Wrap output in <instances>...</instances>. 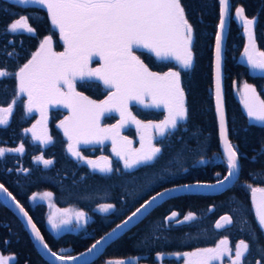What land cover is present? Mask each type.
<instances>
[{
    "label": "trees",
    "instance_id": "obj_1",
    "mask_svg": "<svg viewBox=\"0 0 264 264\" xmlns=\"http://www.w3.org/2000/svg\"><path fill=\"white\" fill-rule=\"evenodd\" d=\"M230 2L232 14L223 56V87L229 139L240 160L237 182L219 196H182L167 201L111 244L92 264L120 261L126 264H179L181 260L176 262L173 259L183 257V253L214 248L224 239L228 240L227 247L232 255L240 240L249 243L244 264H256L257 260L264 264V232L256 222L250 189L246 187L248 184L264 187V155H258L264 143V126L250 122L235 94L236 86L247 83L254 86L260 99L264 100V76L253 75L240 62L246 47L245 31L234 17L236 9L243 8V19L255 18L253 43L259 53L264 52V0ZM182 4L194 29L192 66L180 68L173 61L159 60L146 50H138L137 55L150 71L161 74L170 69L180 71L187 116L179 122L177 129L171 130L172 135L154 139L153 144L161 147L162 153L152 165L132 170L135 178L125 172L121 161L111 157L108 145L103 148L81 147L78 150L85 159L110 158L114 171L109 174L92 171L86 164L71 157L67 151L68 141L58 127L63 114L61 110L49 113L47 135L52 140L45 145L34 142L29 132L25 131L32 128L36 116L25 114L23 96L14 106L7 125L0 126V148L11 150L23 146L22 152L12 151L0 157V183L27 211L49 249L62 257L77 255L90 247L152 194L187 183H213L226 174L212 95V49L219 22L218 0H182ZM20 16L28 17L33 33L6 31ZM46 36L52 37L53 51H63L59 30L52 25L46 9L0 0V69L10 73L19 71ZM17 86L14 75L0 78V107L12 103ZM76 91L96 102L108 96V91L96 82L77 83ZM129 111L142 123H158L166 116L162 110L136 105H132ZM116 122L115 116H108L102 124ZM125 136L135 143L134 129L130 128ZM177 150L183 152L179 164H170ZM254 155H258V159L253 160ZM37 157L52 160V164L45 166L43 160L38 161ZM162 176L165 179L161 180ZM43 192L52 193L55 207L73 208L89 216L91 222L86 231L53 235L46 227V207L29 202L32 195ZM101 204H112L114 207L102 214L99 212ZM173 212L178 215L172 222L165 223ZM190 212L195 215L194 220L175 222L183 221ZM225 215L232 217L233 223L217 229L216 222ZM0 255L11 256V264H46L36 253L21 223L1 203Z\"/></svg>",
    "mask_w": 264,
    "mask_h": 264
},
{
    "label": "snow or ice",
    "instance_id": "obj_2",
    "mask_svg": "<svg viewBox=\"0 0 264 264\" xmlns=\"http://www.w3.org/2000/svg\"><path fill=\"white\" fill-rule=\"evenodd\" d=\"M16 2L38 5L46 9L52 25L59 30L64 51L53 52L52 37L46 36L41 41L39 49L19 71L10 73L0 69V78L14 75L18 81L12 103L7 107H0V126L7 125L14 106L23 95L27 96L26 115L31 114L35 109L39 110L44 117L49 105L67 108L71 115L65 117V120L58 125L64 129V135L68 138L67 151L73 157L84 160L85 157L81 156L77 145L103 144L105 140H111L113 154L123 161L125 172L135 178L132 170L152 165L162 153V148L155 146L153 139L167 138L172 135L171 130L177 129L179 121L185 120L187 116L185 94L180 86V71L170 69L162 74L150 71L137 55L138 50H147L158 59L176 60L182 68L187 69L192 66L191 44L194 29L187 18L182 0H16ZM219 5L220 23L216 34L217 112L223 139L225 138V122L220 104L219 71L222 30L229 10V0H219ZM236 16L244 17V9L237 8ZM254 22L255 18L244 19L245 32L249 31ZM20 29L29 33L34 32L28 24V17L20 16L7 27L6 31L16 32ZM7 55L10 56L11 53ZM95 57H99L102 63L99 68L91 69L88 65ZM245 57L250 69L264 74V52L260 53V58H255L246 47ZM89 82L102 85L108 91L106 99L96 102L76 91L77 83ZM243 93V103L249 120L264 124V100L260 99L256 88L245 83ZM145 95L151 96L153 101L151 105L146 106L163 105L167 112L164 119L158 123L142 124L127 112L129 100L142 102ZM114 111L120 113V121L110 127H102L101 118L107 117ZM128 117H131V121L136 124L138 130L143 129L144 132L154 133L148 135L147 139L143 134L140 136L139 149H133L130 140L120 137V129L129 122ZM35 127L34 125L33 129ZM33 129L25 131H32L34 138L40 139L41 143L51 142L52 138L46 132L43 136L37 137ZM6 151L22 152L23 146L11 150L0 148V157H3ZM182 155L183 152L177 150L175 158L169 163L179 164ZM258 155H264V143L261 144ZM258 155H254L252 159H258ZM238 158V151L234 146L228 145L227 175H224L223 179H218L217 185H224L236 175ZM36 159L43 160V157ZM100 159L104 161L103 166L92 160L86 162L92 169L101 173H112L114 169L108 157ZM43 163L47 166L52 164V160H43ZM249 175L253 176L252 173ZM217 176L219 177L220 174L217 173ZM253 178L255 179L254 176ZM163 179L165 177L162 176L161 180ZM217 185L186 184L180 188H168L157 192L136 208L127 220L117 224L108 235H114L118 229L127 227L136 217L147 213L158 199L169 196L172 192L190 187H216ZM246 187L251 191L256 222L264 232V187H253L251 184ZM0 191L7 193L3 185H0ZM7 195L11 197V193ZM43 195L51 197L52 193ZM16 207L27 216L19 203H16ZM113 207L112 204H101L99 211L106 213ZM177 215L173 212L165 223L172 222ZM76 217L78 222L87 219L83 212L76 213ZM195 218V215L190 212L184 216L183 221L175 222L187 223ZM220 220L225 224L233 223L232 217L228 215L222 216ZM220 220L216 222L217 229L224 226ZM49 222L56 230L70 221L63 219L57 223L50 216ZM28 224L31 225L35 237L43 243V238L30 218ZM103 240L104 237L97 240L87 250L88 253L96 249ZM228 243V240L224 239L214 248L183 253V256L187 258L185 264H210L211 261L222 260L225 256L230 260V264H244L245 254L250 247L249 243L243 239L240 240L235 246L234 256L231 249L227 247ZM44 247L48 248V245L44 244ZM51 254L58 260L65 259V257L57 256L56 253ZM11 259L13 258L0 255V264H8ZM66 259L74 261L77 257L69 256ZM119 264H125V262L120 261ZM256 264H261V261L257 260Z\"/></svg>",
    "mask_w": 264,
    "mask_h": 264
},
{
    "label": "water",
    "instance_id": "obj_3",
    "mask_svg": "<svg viewBox=\"0 0 264 264\" xmlns=\"http://www.w3.org/2000/svg\"><path fill=\"white\" fill-rule=\"evenodd\" d=\"M219 4V0H218ZM231 2L229 0V10L228 14L226 15V21H225V26L222 30V41H221V53H220V71H219V88H220V104L223 109V114H224V122H225V138H221L220 134V118L219 114L217 112V71H216V34L220 23V5H219V22L216 28V34L214 37V42H213V49H212V95H213V107H214V114H215V119H216V125H217V133H218V141H219V148L221 155L224 160V164L226 167V174L227 175V149L228 145H232L229 139V132H228V121H227V114H226V107H225V100H224V87H223V76H224V63H223V56H224V48H225V43L227 39V34H228V29H229V24H230V19H231ZM260 58V55H259ZM240 175V160L238 158V170L236 172V175H234L232 178H230L229 181H227L224 185L220 186L217 185V181L213 183H205V182H193V183H187V185H217L216 187H190L187 189H180L178 191L172 192L169 194V196H166L164 198L158 199L156 204L152 206L148 210L147 213L136 217L131 223L127 225V227H122L121 229H118L117 232L114 235L109 236V233H112V230L116 228L117 224H122L123 221L127 220L129 216H131L132 212H134L136 209H134L128 216H126L123 220H121L119 223H117L114 227H112L107 233L103 234L101 237H104V240L97 246L96 249H94L91 253H88V249L92 247L93 244L96 243L97 239L90 247L82 251L81 253L74 255L77 257L76 260H68L65 259L63 260H58L56 259L55 256H53L51 253L52 252L49 247L45 248L44 244H46L41 232L38 230L36 227V230L40 233V236L43 238V243L40 242L39 239H37L32 231L31 225L28 224V219L31 217L27 213V211L24 209V207L16 200L12 199L13 196L9 197L7 193H10L7 190V193L0 191V203L4 206L5 209L10 211L16 218L17 220L21 223L23 229L25 230L26 234L29 237V240L31 241L36 253L39 255V257L46 263V264H92L96 260H98L103 253L106 251V249L116 242L119 238L124 236L127 232L138 226L141 222H143L152 212H154L158 207H160L162 204L166 203L169 200H172L174 198L182 197V196H209V197H215L219 196L229 189H231L234 184L237 182L238 178ZM223 179V177L221 178ZM0 185H2L0 183ZM186 185V184H182ZM182 185H176L168 188H180ZM5 188V187H4ZM165 188V189H168ZM6 189V188H5ZM165 189H162L158 192L164 191ZM157 193V192H156ZM156 193L152 194L151 196L156 195ZM259 195V194H258ZM149 196L147 199H150ZM146 199V200H147ZM145 201V200H144ZM144 201L141 203L143 204ZM250 201L252 203V195L250 191ZM16 203H19L20 207L24 209V212L27 213V216L24 215L23 212L20 211L19 208L16 207ZM140 204V205H141ZM140 205L138 207H140ZM253 206V204H252ZM137 207V208H138ZM254 208V206H253ZM255 211V208H254ZM32 224H34L33 220L31 219ZM35 225V224H34ZM36 226V225H35ZM84 255H81V254ZM57 256L62 257L59 254H56Z\"/></svg>",
    "mask_w": 264,
    "mask_h": 264
},
{
    "label": "rangeland",
    "instance_id": "obj_4",
    "mask_svg": "<svg viewBox=\"0 0 264 264\" xmlns=\"http://www.w3.org/2000/svg\"><path fill=\"white\" fill-rule=\"evenodd\" d=\"M10 1H13V2H16V0H10ZM23 5H33V4H23ZM235 19L237 20V22H239V24H242L244 25V21L242 18H237L236 16V12H235V15H234ZM253 26V25H252ZM252 26H250L249 28V31L248 32H245V39H246V47L248 48L249 50V53L251 55H253L255 58H259V52L256 50L255 48V45L253 44V36H252ZM57 29V28H56ZM58 30V29H57ZM18 32H27L26 30H23V29H20V30H17ZM16 31V32H17ZM62 44H63V41H62ZM245 47V48H246ZM53 51V49H52ZM63 51H64V44H63ZM62 51V52H63ZM147 51V50H146ZM55 52V51H53ZM56 53H59V52H56ZM154 55V54H153ZM155 56V55H154ZM158 59V58H157ZM159 60H171L173 61L178 67L182 68L178 62L174 59H159ZM240 62L245 65L253 75L255 76H264V74H261L259 73L258 71H255V70H252L249 68L247 62H246V57H245V50L240 58ZM101 61L99 59V57H95L88 65L89 68L91 69H95V68H99L101 66ZM185 69V68H183ZM243 85L244 84H240L238 86L235 87V94H236V97L237 99L239 100V102L242 104V106L244 107V103H243V96H244V93H243ZM24 99H25V105L27 104V96L26 95H23ZM153 103L152 101V98L151 96H148V95H145L143 98H142V102H139V101H136V100H129L128 101V107H127V112L130 113L129 111V108L132 106V105H136V106H140L142 108H152V109H156V110H162L165 115H167V112L165 110V108L163 107V105H160L159 107H149V106H146V105H151ZM245 109V107H244ZM52 110H61V112H63L62 116H61V120L59 121V124L61 121L65 120V117L67 116H70L71 113L69 112V110L67 108H64V107H60V106H52V105H49L48 108H47V111L45 113V116L42 117L41 116V112L39 110H35L31 113V114H27L28 116H32V115H35L36 116V121L34 123V125L36 126L35 129H33V126L31 129H33V131L35 132L36 136L37 137H41L45 134H47V123H48V117H49V113L50 111ZM26 111V109H25ZM245 112L247 114V111L245 109ZM108 116H115L117 118V122L115 124H117L121 117H120V113L119 112H112L110 115ZM107 116V117H108ZM104 118L105 117H102L101 118V126L102 127H110L111 125H114V124H111V125H103V121H104ZM38 121H42V123H37ZM128 123L125 124V126L123 128L120 129V137L121 138H128L127 136H125L126 132L132 128L135 130L136 134L138 135V140H139V143L136 142V143H133L132 141V144H131V147L133 149H139L141 147V141H140V136L143 134L145 135L146 139H147V136L148 135H153L154 133L153 132H144L143 129H140L138 130L137 129V126L135 123H133L131 121V117H128ZM180 122V121H179ZM256 125H260V126H264V124H261L259 122H256V121H250ZM58 124V125H59ZM144 124V123H142ZM59 127V126H58ZM59 129L61 130V132L63 133L64 135V129L59 127ZM29 132V135L31 136L32 140L36 143H39L41 145H45L46 143H41L40 139H36L34 138L33 136V132L32 131H28ZM65 136V135H64ZM65 138L67 139L68 141V138L65 136ZM108 145V148H109V152H110V155L112 158H115V159H118L119 161H121L122 165H123V161L119 159V157L115 156L112 152V142L111 140H105L103 144H89V145H77V149L81 148V147H95V146H99L100 148H103L104 146ZM137 146L139 148H137ZM7 150V149H6ZM12 151H6L5 153H11ZM70 154V153H69ZM71 155V154H70ZM71 157H73L71 155ZM101 157H105V156H101ZM101 157H98L96 159H84V160H80L79 158L77 157H73L75 159H77L78 161L86 164L92 171H95V172H98V173H101L99 172L98 170H94L92 169L88 164H87V160H92V161H95L98 165H101L103 166L104 165V161L102 159H100ZM110 161L111 159L108 158ZM104 174V173H103ZM44 193H47V192H43V193H37V194H34L30 197V204L32 205H35V204H43L46 209H47V212H46V227L47 229L53 234V235H60V234H63V233H79V232H85L86 231V228L87 226L90 224L91 222V219L89 216H87L86 214V221L85 220H81V221H77V217H76V213H79V212H82V211H79V210H76V209H73V208H67V209H59L57 207H55V205L53 204L52 202V196L51 197H44ZM35 196V199H33V197ZM111 211V209L109 210ZM108 211V212H109ZM100 212V211H99ZM84 213V212H83ZM101 213V212H100ZM107 213V212H106ZM103 214V213H102ZM52 216L54 218V220L59 223L61 220L63 219H68L70 222L67 224V225H61L58 229L54 230L51 226V223L49 222V217ZM221 224L224 225V226H227L228 224H225L224 221L220 220ZM223 226V227H224ZM221 227V228H223ZM234 256V255H233ZM5 257H11V256H5ZM187 258L186 257H181V258H174L173 260H175L176 262H179L181 260V262L179 264H185V260ZM12 260H9L8 264H11L12 263ZM226 261V262H225ZM107 264H119V263H107ZM126 264V263H125ZM159 264H162V263H159ZM210 264H230V260L228 259L227 256L223 257L222 260H215V261H211Z\"/></svg>",
    "mask_w": 264,
    "mask_h": 264
},
{
    "label": "crops",
    "instance_id": "obj_5",
    "mask_svg": "<svg viewBox=\"0 0 264 264\" xmlns=\"http://www.w3.org/2000/svg\"><path fill=\"white\" fill-rule=\"evenodd\" d=\"M144 124H147V123H144ZM138 135L136 134V142H138L139 143V140H138V137H137ZM155 138H157V137H155ZM128 140H130V139H128ZM154 140V139H153ZM131 141V140H130ZM137 148H139L138 146H137Z\"/></svg>",
    "mask_w": 264,
    "mask_h": 264
}]
</instances>
